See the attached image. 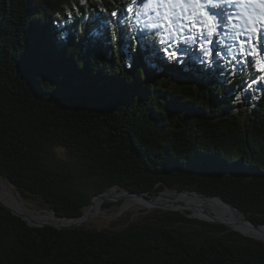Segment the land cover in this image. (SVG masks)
<instances>
[{
  "label": "trees",
  "instance_id": "trees-1",
  "mask_svg": "<svg viewBox=\"0 0 264 264\" xmlns=\"http://www.w3.org/2000/svg\"><path fill=\"white\" fill-rule=\"evenodd\" d=\"M120 7L0 0V177L61 218L82 216L94 195L121 185L221 197L264 225L261 53L254 67L221 74L217 62L215 75L182 78L162 53L146 58L134 22L142 40L109 42L113 25L98 18ZM197 56L189 65L203 68ZM195 216L60 230L31 227L0 204V264H264V242Z\"/></svg>",
  "mask_w": 264,
  "mask_h": 264
},
{
  "label": "snow or ice",
  "instance_id": "snow-or-ice-1",
  "mask_svg": "<svg viewBox=\"0 0 264 264\" xmlns=\"http://www.w3.org/2000/svg\"><path fill=\"white\" fill-rule=\"evenodd\" d=\"M78 3L87 6L88 0ZM120 4L119 9L98 18L101 23L113 25L107 36L111 43L132 48L133 42L141 39L131 31L134 22L141 30L142 47L149 60L157 59L162 53L166 63L182 64L190 71L212 76L216 74L212 65L217 62L221 74L234 72L237 63L254 67L256 50L261 53L260 71L264 72V20L250 12L256 6L264 10V0H120ZM229 8L240 11L231 13L226 11ZM66 15L69 20L73 18L71 10H66ZM257 24L259 29L254 27ZM193 45L199 52L195 63L203 68L188 65L186 61L188 49ZM219 48L227 50V65ZM259 82H264V75ZM67 87L69 90L75 87L74 81L69 79ZM235 99L239 101L240 97Z\"/></svg>",
  "mask_w": 264,
  "mask_h": 264
},
{
  "label": "bare ground",
  "instance_id": "bare-ground-1",
  "mask_svg": "<svg viewBox=\"0 0 264 264\" xmlns=\"http://www.w3.org/2000/svg\"><path fill=\"white\" fill-rule=\"evenodd\" d=\"M118 189L119 188L117 187L112 188L108 190L102 197H96L93 203L91 204V206L85 211L83 216L80 219L73 221L67 219L60 220L57 219L55 216H54L55 218H53L35 213L29 207H27L23 201H21L17 197V195L13 192V190L7 185V183L2 178H0V201L6 206L10 207L11 209L26 215V217L29 219L31 223L34 224L47 223L58 226L59 225L70 226L74 224H80L85 221L87 222L90 221V219L98 211L101 210L106 199L119 198L125 195V192L121 191L118 196L112 197L111 196L112 193ZM125 199L126 201L122 207L123 210H128V208H130L133 204H135L139 200H143L144 203L141 204L144 205L145 207L153 208V209L160 206L163 208L165 207L166 209L183 211V210H198L195 208L206 207L209 211H211L214 215H216L221 222L229 225L232 229H235L246 236L264 242V228H262L261 231L256 230L255 228L250 226L241 215L237 214L229 206H227L217 198L207 199L196 193H182L173 190H168L163 194H161L160 196L153 198L150 202L146 201L144 197L136 198L133 196H128L124 198L122 201H124ZM170 201L185 202L188 205L178 208L176 205L170 203ZM197 215L202 216L205 219L208 218V216L205 214H197Z\"/></svg>",
  "mask_w": 264,
  "mask_h": 264
},
{
  "label": "rangeland",
  "instance_id": "rangeland-1",
  "mask_svg": "<svg viewBox=\"0 0 264 264\" xmlns=\"http://www.w3.org/2000/svg\"><path fill=\"white\" fill-rule=\"evenodd\" d=\"M231 13H235L236 11H229ZM238 23H242V21H238ZM142 40V39H140ZM184 47V46H182ZM197 48L196 46H192L188 49V56L186 57V61L189 65L190 61H195L197 59ZM169 65L171 63H168ZM178 67H176V70H179L177 73L180 77H185L187 73L189 72V67H186L182 64H177ZM262 65V63H261ZM264 75V72H263ZM59 150V149H58ZM6 182V181H5ZM7 183V182H6ZM7 185L13 190V192L17 195V197L23 201L27 207H29L32 211L39 215L47 216V217H54L52 211H50L46 204H44L41 200L32 201V200H25L19 193L14 190L12 186H10L8 183ZM119 191H123L121 189H118ZM168 190H164L166 192ZM124 192V191H123ZM177 192H179L177 190ZM162 193V194H163ZM153 196V195H152ZM151 198V197H149ZM92 203V202H91ZM124 201L120 202H105L101 208L100 211H98L91 219L89 224L86 227L90 228H96V229H102L107 227H121L126 225L127 223H147L149 217L154 216L157 213L160 212H170L171 210L164 209L160 206L156 208H147L141 203H144L143 200L137 201L135 204H133L128 210H123V204ZM170 203L176 205L178 208H181L182 206L188 205L185 202H177V201H170ZM107 204H111V206H106ZM171 206V205H169ZM89 208V207H88ZM86 208L84 212L88 209ZM198 210H183V214H189L191 217H196L195 213L197 214H205L208 216V218H213L216 220H219L216 215H214L211 211H209L206 207H198L195 208ZM171 212H178V211H171ZM182 213V212H180ZM197 218V217H196ZM220 221V220H219Z\"/></svg>",
  "mask_w": 264,
  "mask_h": 264
},
{
  "label": "water",
  "instance_id": "water-1",
  "mask_svg": "<svg viewBox=\"0 0 264 264\" xmlns=\"http://www.w3.org/2000/svg\"><path fill=\"white\" fill-rule=\"evenodd\" d=\"M1 178V177H0ZM10 186H12V185H10ZM13 187V186H12ZM115 187H117V188H119V189H121V190H123L124 192H125V195H123V196H121V197H119V198H108V199H106L105 200V202L107 201V202H120V201H122L124 198H126V197H128V196H133V197H136V198H141V197H144L145 199H146V201H148V202H150L153 198H156L157 196H160L163 192H161V193H159V194H156V195H149L148 193H132L131 191H129L128 189H126V188H124L123 186H121V185H116V186H114V187H112V188H115ZM112 188H109V189H107L106 191H104L103 193H99V194H96V195H94L93 197H92V201H93V199L95 198V197H102L108 190H110V189H112ZM166 190H173V191H177V190H175V189H169V188H167ZM182 193H196V194H198V195H200V196H202V197H204V198H207V199H214V198H217V199H219L221 202H223L224 204H226L227 206H229L233 211H235L237 214H239V215H241L243 218H244V220L250 225V226H252L253 228H255L256 230H258V231H261L262 230V228H264V225H261V226H259V225H256V224H254L253 222H251V221H249L247 218H246V216H245V214L241 211V210H239L237 207H235V206H233L232 204H230V203H228L227 201H225L223 198H221V197H211V196H208V195H205V194H201V193H199L198 191H189V190H186V191H182ZM149 197H151V198H149ZM0 204L1 205H3L5 208H7L8 210H10L13 214H15L16 216H18V217H20V218H22L24 221H26L27 223H28V225L29 226H31V227H55V228H57V229H60V230H63V229H67V228H84V227H86L88 224H89V222H87V221H85V222H82V223H80V224H74V225H70V226H65V225H53V224H47V223H39V224H34V223H31L30 221H29V219L26 217V215H24V214H22V213H20V212H17V211H15V210H13V209H11L10 207H8V206H6L5 204H3L1 201H0ZM91 206V205H90ZM163 208V207H162ZM164 209H166V208H164ZM167 210H171V209H167ZM171 211H178V212H182L183 213V211H180V210H171ZM53 213V212H52ZM85 212H83V214H84ZM53 215L57 218V219H60V220H65V219H67V220H70V221H73V220H78V219H80L82 216H80V217H77V218H61V217H59V216H57V215H55L54 213H53ZM204 221H206V220H204ZM208 222H211V221H208ZM212 222H215V223H219V224H223V225H225V226H227L228 228H230V229H232L229 225H227V224H225V223H223V222H221V221H219V220H216V219H214V220H212ZM232 230H234V231H236V232H239V231H237V230H235V229H232ZM239 233H241V232H239ZM242 235H244L243 233H241ZM244 236H246V235H244ZM246 237H249V236H246ZM249 238H251V237H249ZM254 239V238H253ZM257 240V239H256ZM260 241V240H259ZM263 242V241H262Z\"/></svg>",
  "mask_w": 264,
  "mask_h": 264
}]
</instances>
